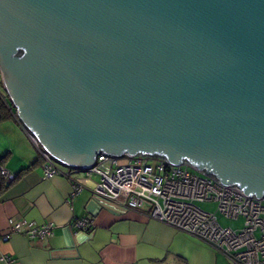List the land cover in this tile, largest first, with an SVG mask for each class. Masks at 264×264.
<instances>
[{
    "label": "water",
    "instance_id": "1",
    "mask_svg": "<svg viewBox=\"0 0 264 264\" xmlns=\"http://www.w3.org/2000/svg\"><path fill=\"white\" fill-rule=\"evenodd\" d=\"M0 72L62 167L159 157L264 197V0H0Z\"/></svg>",
    "mask_w": 264,
    "mask_h": 264
},
{
    "label": "crops",
    "instance_id": "2",
    "mask_svg": "<svg viewBox=\"0 0 264 264\" xmlns=\"http://www.w3.org/2000/svg\"><path fill=\"white\" fill-rule=\"evenodd\" d=\"M2 84L0 72V93ZM10 111L13 117L0 122V160L14 180L0 174V190L10 185L0 197V234L17 221L52 222L55 229L41 240L20 234L2 240L0 264H9L4 256L14 264H231L199 239L152 219L147 206L135 211L98 198L97 175L61 167L70 175L45 179L38 148L12 104ZM77 184L82 190L73 195ZM77 219L88 220L91 228H75Z\"/></svg>",
    "mask_w": 264,
    "mask_h": 264
},
{
    "label": "built area",
    "instance_id": "3",
    "mask_svg": "<svg viewBox=\"0 0 264 264\" xmlns=\"http://www.w3.org/2000/svg\"><path fill=\"white\" fill-rule=\"evenodd\" d=\"M29 135L43 160L44 178L69 176L70 172H64ZM86 172L100 177L94 189L98 198L135 211L147 206L152 219L199 239L222 253L231 264H264V197L246 196L238 187L225 186L188 163L174 166L159 157L117 158L101 154L96 166ZM0 174L6 182L14 180L1 166ZM81 190L80 185H73V195ZM203 202L215 203L216 212L197 206ZM218 213L229 220H243L242 227H224ZM74 227L89 230L91 225L86 219H77ZM54 229L52 222L38 225L17 221L9 227L8 234H0V242L13 234L30 240L50 238ZM1 260L14 264L9 257Z\"/></svg>",
    "mask_w": 264,
    "mask_h": 264
},
{
    "label": "trees",
    "instance_id": "4",
    "mask_svg": "<svg viewBox=\"0 0 264 264\" xmlns=\"http://www.w3.org/2000/svg\"><path fill=\"white\" fill-rule=\"evenodd\" d=\"M10 108H11V103L9 102V99L7 98V94L4 91L3 93H0V122L13 117L12 112L10 111ZM1 163H2V160H0V166H1ZM19 176H21V174ZM19 176L17 177L19 178ZM6 185L7 186H3L2 189L0 190V197L4 194L6 188L10 186L8 184Z\"/></svg>",
    "mask_w": 264,
    "mask_h": 264
},
{
    "label": "rangeland",
    "instance_id": "5",
    "mask_svg": "<svg viewBox=\"0 0 264 264\" xmlns=\"http://www.w3.org/2000/svg\"><path fill=\"white\" fill-rule=\"evenodd\" d=\"M197 206L200 207L201 209L215 212L217 209V205L212 202H203V203H197ZM219 222L224 226V227H231V228H241L243 225V220L239 221H233L224 218L220 213L217 214Z\"/></svg>",
    "mask_w": 264,
    "mask_h": 264
}]
</instances>
